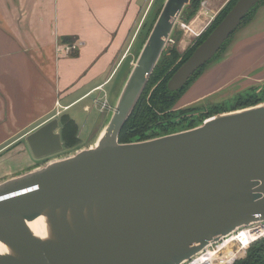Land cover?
Returning a JSON list of instances; mask_svg holds the SVG:
<instances>
[{"label": "water", "instance_id": "water-1", "mask_svg": "<svg viewBox=\"0 0 264 264\" xmlns=\"http://www.w3.org/2000/svg\"><path fill=\"white\" fill-rule=\"evenodd\" d=\"M191 1L156 6L86 146L0 179V264H185L264 222V100L190 128L119 141ZM258 2L236 0L171 75L168 90L210 61ZM58 128L53 117L26 135L33 157L64 150Z\"/></svg>", "mask_w": 264, "mask_h": 264}, {"label": "crops", "instance_id": "crops-1", "mask_svg": "<svg viewBox=\"0 0 264 264\" xmlns=\"http://www.w3.org/2000/svg\"><path fill=\"white\" fill-rule=\"evenodd\" d=\"M136 1L62 0L64 14L72 13L71 25L68 15L60 16V0H0V141L22 132L26 137L76 103L87 114L85 122L95 125L97 105L130 54L122 53L135 27ZM58 36L80 43L75 56H58ZM232 36L223 54L181 97V107L205 97L210 86L218 91L232 83L240 90L264 84V4Z\"/></svg>", "mask_w": 264, "mask_h": 264}, {"label": "trees", "instance_id": "trees-1", "mask_svg": "<svg viewBox=\"0 0 264 264\" xmlns=\"http://www.w3.org/2000/svg\"><path fill=\"white\" fill-rule=\"evenodd\" d=\"M154 1V3H153ZM150 11L144 17L138 32L134 38V44L140 43L146 36L151 23L154 20L156 6L159 5L161 0H153ZM203 0H192L190 5L184 12L183 22L189 23L197 14L201 2ZM236 0H228L224 6L215 14L211 23L205 28L202 34L193 42L185 52L179 53L176 45H172L161 56L144 92L142 93L134 111L123 126L120 135V142H129L143 140L154 136L174 132L177 130L193 127L201 123L205 118L212 115L227 112L235 109L244 108L247 106L255 105L264 100V88L256 93L254 91L239 93L235 95L231 102L225 106V102L214 103L207 107L205 106H188L184 108L176 107L185 94L190 84L198 79L205 70V67L213 60L220 57L224 52L227 42L225 41L214 57L205 65L196 70V72L189 79L187 84L181 89L170 91L167 88V81L175 70L190 56L193 50L203 41L208 33L220 22L228 10L233 6ZM264 4V0H259L248 14L242 19L240 26L245 25L250 21L256 9ZM157 10V9H156ZM181 31L179 32L180 35ZM178 35V37H179ZM63 43H73V37H63ZM77 52L71 55L75 56ZM130 55H126L119 65L114 81L119 76L121 71L128 66ZM114 83V82H113ZM258 87L250 88L257 89ZM59 133L63 144L64 152L78 146L81 139L78 137V127L74 120L67 114L62 113L58 117ZM233 264H264V237L252 242L245 253L243 258L236 260Z\"/></svg>", "mask_w": 264, "mask_h": 264}, {"label": "rangeland", "instance_id": "rangeland-1", "mask_svg": "<svg viewBox=\"0 0 264 264\" xmlns=\"http://www.w3.org/2000/svg\"><path fill=\"white\" fill-rule=\"evenodd\" d=\"M153 0H137L136 3L138 5V10H137V19L135 22V27L134 29L131 31V36H130V42L128 43L126 49H124L122 54H126L131 52V54H133V51H135V45H137V43L134 44V38L136 33L138 32L140 25L144 19V17L146 16L147 12L150 11V8L153 6L152 4ZM228 0H203L199 10L197 12V14L194 16V18L187 24H190V28L193 29V31L198 30L199 26V20L201 19H205L206 17L209 19L210 16H212L213 14H216L223 6L224 4L227 2ZM60 7H59V11L60 16L63 15H68L66 17V20L69 21L71 23V25H73L74 21L72 19V17L70 16L71 14H64L65 12H63L64 9V5L62 3V0H60ZM154 3V1H153ZM152 4V6H151ZM202 4H204V7L202 6ZM156 8V7H154ZM202 11V13H200ZM206 12L208 14H206ZM209 15V16H208ZM199 17V19H198ZM64 20V19H63ZM73 23H72V21ZM196 20V21H195ZM183 22V21H182ZM59 24H61V20H59ZM180 28V26H179ZM181 31L180 35L178 38H176L174 45H176V48L178 50L179 53H183L185 52V50L187 48H189V46L191 45V43L194 41V34L188 30V29H179ZM234 35V34H233ZM232 37H230V40L227 42L228 43L232 40ZM63 38V36H58V43L57 46L60 47L61 45L64 44H71V43H63L61 41V39ZM73 43H77L76 41H74ZM131 47V48H130ZM130 48V51H129ZM78 49V48H77ZM77 49H73L71 50L68 55L64 54L63 52L59 51V49L57 50V54L58 56H72L71 54L73 52H77ZM122 57V55L119 57L118 60H120ZM215 60H213L211 63H209L207 65L210 66L211 64L214 63ZM119 62V61H118ZM197 80V79H196ZM194 80L190 87L194 84V82L196 81ZM224 82H226L225 79L221 80L220 83L218 84V86H221L224 84ZM238 85H240L239 81L237 83ZM234 83L226 86V87H222L220 89H218V91L216 90H212L210 88L214 87V86H210L209 89V94L205 95V97H203L202 99H198L195 102L199 103L200 105H196V106H209L212 105L214 103H221V102H225V106L228 105L232 100V98L239 94L242 93L244 94V92L247 91H254L256 93H259L260 90H262V88H264V85L259 86L257 89H242L240 90L237 86L238 89L235 88ZM188 87V88H190ZM237 91V92H233V91ZM188 91V90H186ZM213 91V92H212ZM211 92V93H210ZM233 93V94H232ZM199 94L195 95L192 94L191 98H194L196 96H198ZM109 96V94L106 92V95L102 98V100H100V104L98 103L97 107H98V113L100 112L102 106H103V102L105 101V99ZM236 97V96H235ZM201 98V97H200ZM198 101V102H197ZM195 102H191V105H194ZM181 104V102H180ZM180 104L178 103V105L176 107H180ZM190 104V103H189ZM183 108L186 107L185 105L182 106ZM57 109H59V107H57ZM62 110V109H61ZM63 113V112H61ZM66 113L74 116L76 123H77V127L79 130V135L78 137H80L81 141L80 144L74 148L80 147V146H86L89 142H90V137L92 135V129H93V125L91 126L90 122L86 123V115L81 111V103H76L73 106H71V108L69 107L68 110H66ZM99 115V114H98ZM86 123V124H84ZM71 150V149H70ZM68 150V151H70ZM65 150H63L61 153H57L54 154L53 156H49L46 158H35L30 154V151L28 149L27 143L25 141V135H23V132L17 135H13L11 136V139L9 141H0V179H3L4 177L8 176V175H15L19 172H22L26 169H30L34 166H36L37 164H41L44 163L45 161H47L48 159H51L55 156H61L64 155L65 153H67L68 151L64 152Z\"/></svg>", "mask_w": 264, "mask_h": 264}, {"label": "built area", "instance_id": "built-area-1", "mask_svg": "<svg viewBox=\"0 0 264 264\" xmlns=\"http://www.w3.org/2000/svg\"><path fill=\"white\" fill-rule=\"evenodd\" d=\"M214 16L215 14L210 16L203 26L199 27L196 31H193V29L190 28V24L187 25L188 23L179 22V26L180 29L190 30L194 34V38H198L211 23ZM79 44V42L64 44L60 47L57 46V50L59 49V51L64 54H68L71 50L76 49ZM243 232H246L249 236V242L247 244L241 241ZM262 237H264V222H259L249 227H243L216 241L200 254L190 258L185 264H233L236 260L245 256L246 250L252 242Z\"/></svg>", "mask_w": 264, "mask_h": 264}, {"label": "bare ground", "instance_id": "bare-ground-1", "mask_svg": "<svg viewBox=\"0 0 264 264\" xmlns=\"http://www.w3.org/2000/svg\"><path fill=\"white\" fill-rule=\"evenodd\" d=\"M241 241H242V243H244V244H247V243L249 242V236H248V234H247L246 232H243V235H242ZM231 242H232V240H231Z\"/></svg>", "mask_w": 264, "mask_h": 264}, {"label": "flooded vegetation", "instance_id": "flooded-vegetation-1", "mask_svg": "<svg viewBox=\"0 0 264 264\" xmlns=\"http://www.w3.org/2000/svg\"><path fill=\"white\" fill-rule=\"evenodd\" d=\"M196 39H197V38H194L193 40L195 41ZM228 39H229V38H228ZM228 39H227V40H228ZM227 40H226V41H227ZM194 41H193V42H194ZM193 42L191 43V45L193 44ZM191 45H190V46H191ZM187 49H188V48H187ZM187 49H186V50H187ZM204 65H205V64H204ZM195 72H196V71H195ZM195 72H194V73H195ZM194 73H193V74H194ZM191 77H192V76H191ZM191 77H190V78H191ZM190 78H189V79H190ZM189 79H188V81H189ZM188 81H187V82H188ZM187 82H186V84H187ZM186 84H185V85H186ZM185 85H184V86H185ZM190 85H191V84H190ZM262 85H264V84H262ZM259 86H261V85H258V86H256V85H252V86H249L247 89L254 88V87H259ZM189 87H190V86H189ZM180 89H181V88H180ZM188 89H189V88H188ZM245 89H246V88H245ZM178 90H179V89H178ZM178 108H183V107L180 106V107H178Z\"/></svg>", "mask_w": 264, "mask_h": 264}]
</instances>
